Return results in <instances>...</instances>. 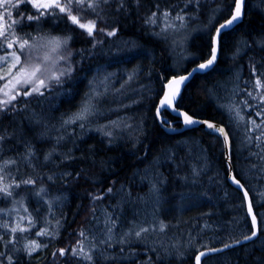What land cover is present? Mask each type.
Listing matches in <instances>:
<instances>
[{
  "label": "trees",
  "instance_id": "obj_1",
  "mask_svg": "<svg viewBox=\"0 0 264 264\" xmlns=\"http://www.w3.org/2000/svg\"><path fill=\"white\" fill-rule=\"evenodd\" d=\"M235 3L236 0H123L121 6V0H109L106 4L102 2L94 13L92 9L81 11L72 3V14L78 15L81 23L92 19L96 25L100 24L94 32L96 37L104 38L115 30L113 38L128 34L133 42H129L131 47L137 48L131 50L137 61L125 59V54L119 52L107 59L108 63L113 61L108 68L115 73L127 68L129 72L137 71L139 77L124 83L127 89L122 91L133 94L120 114H113L105 105L120 106L118 99L113 103L107 99L101 105L113 117H123L125 124L119 144L113 140L109 145L100 136L89 135L78 142L73 152L60 157L57 151L61 145H55V140H41L42 132L56 126L61 117L78 107L82 94L80 83H84L81 81L65 87L62 99L53 92L21 102V109L0 111V135L5 137L0 142V164L15 161L0 173L5 177L3 183L13 184V178L16 182L29 177L35 181L18 188L13 184L15 195L9 196V201L0 194V209L9 207L15 198L23 199L34 222V226L28 225L26 234L40 245L36 253L29 254L24 247H15L23 241L19 239L21 232H16L15 245L11 244L10 234L2 236L0 251L4 254L0 255L4 264H195L199 251L221 247L252 232L245 198L229 182L222 139L198 128L181 134L167 133L156 115L166 83L211 57L215 32L234 13ZM261 3L264 0L246 1L243 20L222 35L217 65L209 72L197 74L177 103L192 116L227 128L233 144L235 174L251 194L261 222V234L255 241L210 256L204 264H264V103H261L264 87L255 83L259 79L264 85V5ZM28 5L21 7L25 15L29 12ZM51 9L55 15L43 19L46 29L71 33L74 48L92 41L86 30L73 24L64 12ZM163 9L191 22L211 21L206 32L193 38L189 49L195 59L184 72L174 70L165 42L150 31L149 17L153 13L161 15ZM101 28L108 31L101 32ZM95 47L93 52L102 46ZM93 52L87 48L79 53L86 56ZM95 67L88 68V72ZM83 71L79 68L76 76ZM76 76L75 82L79 80ZM231 78L230 87L224 88L222 85ZM231 87L226 99L231 101L226 104L224 97ZM249 92L253 95L249 96ZM237 110L243 119L237 116ZM162 114L177 120L167 111ZM175 127L179 128V124ZM29 152L32 155L26 160ZM60 173L64 174L62 178L53 181L52 177ZM41 187L45 191L38 195ZM97 196L102 198L96 199ZM152 196L156 199H150ZM182 198L185 200L181 201ZM179 205L181 210L188 205L190 208L180 214ZM50 214L51 221L57 225H47ZM145 215L169 224L163 230L157 226L155 231L151 228L142 231L146 229L141 225ZM37 230H44V235H37ZM81 231L84 236L79 235ZM79 243L89 248L87 254L91 260L71 255L73 248L79 252ZM2 245L7 249L3 250ZM61 249L66 250L64 255L60 254ZM12 251L15 252L11 256Z\"/></svg>",
  "mask_w": 264,
  "mask_h": 264
},
{
  "label": "rangeland",
  "instance_id": "obj_2",
  "mask_svg": "<svg viewBox=\"0 0 264 264\" xmlns=\"http://www.w3.org/2000/svg\"><path fill=\"white\" fill-rule=\"evenodd\" d=\"M60 1L61 0H58V2ZM17 2L18 0H10L9 4L0 2V101L9 99V96L15 94L17 90H19L20 94L17 95L16 100L11 101L9 105L7 106L0 105V107H6V110L10 108L20 109L23 106V104H20V102L23 101L28 102L31 100H36V97H42L48 93H53V92L58 94V95L56 94L57 97H62L63 95H65L64 93H66L64 87H68L69 84L71 85L77 84L78 82L81 81L84 83L83 84L80 83L82 86L81 87L82 94L78 107H76L74 112H72L71 114L61 117V120L57 121L56 126L51 125L49 128L46 129L47 132L46 131L42 132L40 134V137L41 138L43 137V139L41 140H55V142L53 141L55 145L57 146L61 145L60 149L57 151L60 157H65L68 151H71L72 149H76V147L78 146L77 145L78 142L89 135H98L101 138L105 139L109 145L113 144L112 142L113 140L117 144H119L121 141V133L124 130L125 122L123 120V117H119V116L113 117V114H120L122 108L126 106L127 102L123 101V103L120 106H114L113 108L111 107L112 104L109 103L105 104L108 109L112 108L111 111L117 112L113 114L107 113V111L109 110L107 111L105 109L103 110L101 105L108 98L111 99V97H114L117 93L122 91V89L126 90L127 88L125 86L127 82L132 81L136 76H138L137 71L129 72L127 68L119 69L116 73L110 70V68H108L109 64L112 63L113 61L109 60V64H108L107 59H111L112 55L116 56L117 53L123 52L125 54L124 58L126 59V57L128 56H126L127 53L125 51L128 50L129 52H131L132 49H135L134 47H131L130 43L133 42H131L128 39L129 38L127 36L128 34L125 36L118 35V37L116 38H113L114 35L112 36L107 35L104 36V38H98L96 37L95 33L94 35L89 36L88 33H86V31L84 30L86 35L92 39L91 42L87 41L83 44V46L79 45L77 46V48H74L71 37V41L69 40L67 45H62L56 51H52L53 45H49L47 43L48 39H51L52 37H59L61 39H64L66 37H70L71 35L70 36L69 34L63 35L59 33H56L57 34L56 35L54 32L52 33V31H49L44 27L43 19L51 18L52 16L55 15V13L52 11L51 8L50 9L41 8L38 12L37 9L32 6V4L28 5V3H21L19 4V7L10 6L11 4H15ZM38 2L47 3L49 2V0H38ZM25 4L29 6L27 7L29 12L26 15L21 12V7ZM261 4L264 5V3ZM73 5H76L75 2H73ZM40 12H44V15H42L39 20L27 21L26 19L25 20L19 19L20 15L27 17L28 15H39ZM165 12L169 13V15L166 18L163 16V13ZM186 20L187 19L185 18L183 19V21L178 20L176 19L175 15L172 14L171 10L163 9L161 15L156 14L155 23H148L150 31L155 34L154 37L158 39L160 38L165 42L168 48L166 54L170 56L171 59H173L172 66L174 70H176L177 72H184L187 68L188 63L193 59H195L194 54H192L189 49V46L193 38H195L196 35L198 34L206 32V29L211 27L210 26L211 21L207 19H206V24L204 22H200V20L199 22H191V20L190 21L189 20L186 21ZM13 21H16V23H13ZM89 21H94V20L89 19L86 22ZM29 37H35L36 39L29 40V43L32 44L33 47L25 48L24 52L33 58L32 60L33 63L35 62L34 59L35 57L39 56L43 58L45 55H48L51 57V59L49 60L48 64L45 65V67L46 68L52 67L57 74L63 71L67 66L70 65L71 67L70 75L65 74L64 76H62L61 79H63V81L61 80V82L59 83H57L55 80L49 81L46 79L45 82L46 84H48V87L40 89V91L43 92V95H41L39 92H33L31 95L25 96L23 93L25 91H28V89L31 88L32 85H27L25 87H22L21 85L17 84L16 80L14 79L19 68L22 67L25 63V57L21 56L20 64L16 65L15 68L12 67V64L15 63L12 53L18 52V45L14 43V41H16L17 39L22 41L23 39H28ZM111 38L115 40H110ZM7 43H13V47L8 48ZM99 44H101L102 47L98 48L99 49L98 51L96 50L95 52H93L94 49H97L95 46ZM87 48L88 50H90V52L93 53L92 54L87 53L86 56L85 55L81 56L79 52ZM241 53L242 52L240 51L239 54ZM106 55L108 57H106ZM61 57H64V59H61ZM87 58L89 59V64H86V62H88ZM101 60L104 64L103 63L100 64L99 61ZM135 61L137 60H134V63ZM94 66L96 67L91 72H88V68ZM79 68H81V70H84L82 72L83 74H80V76L78 74L76 76V73L78 72ZM49 75H50L49 72L43 73L44 77H48ZM75 76L76 79L79 76V80H77V82H75ZM240 77L241 76H239L238 78ZM8 81H11V83H8ZM232 81L233 78H231L230 81H227L226 84H223L222 86L224 88H228L232 84ZM54 82L55 85L53 86ZM6 83H8L7 88H5ZM51 87L53 88L50 89ZM5 92H8L9 96H5L4 95ZM231 92H232V87L227 91L226 96L224 97V101H226L228 95ZM132 94L133 91L125 93L124 98H130ZM89 98H91V103L93 106V114L89 116L87 120L84 121L77 120L75 123H65V121H67L74 113H76L81 108L83 102H85V100ZM25 99L27 101H25ZM109 101L110 100H107V102ZM230 101L231 99L227 100L226 104H229ZM81 124H83V127L80 126ZM73 135H76L75 136L76 138ZM71 141L72 143L69 144ZM65 146L66 149H64ZM72 146L73 148H71ZM68 148L71 149L68 150ZM63 175H64L63 173L62 174L60 173V175L57 174L53 176L52 177L53 181H57L60 177L62 178ZM3 184L11 185L10 191L12 192V195H10V197L13 198V196L15 195L14 192L12 191L13 184H11L10 181L9 183H3ZM154 188L155 191L153 189V193L157 191L156 187ZM0 194L1 197L4 196L5 197L4 199L9 201V195H6L5 193H0ZM150 199L154 200L156 198L155 196H152ZM183 199L185 200V198H182L181 201ZM146 203H147L146 201L143 203L142 208L144 207V205H146ZM188 206L185 207V209H187ZM52 208H54V206H52ZM178 209L180 210L179 211L180 214H182V212L185 210V209L181 210L182 206L180 205L178 206ZM51 215L52 214H50L49 216L50 222H48L47 225L48 224L51 225L53 223L57 225L56 221H51L52 220ZM144 217L145 220L143 219L141 221V225L145 226L147 230L151 228V231H155L157 229V226L161 227V225H163L164 227H166L169 224V223H162L160 222V220H154V217L153 216L151 217L150 215H145ZM29 220H31V224L34 225V222L32 220V214H30L29 209L26 206L24 200L23 199L16 200L15 198V200L12 202V204L9 207L0 209V240L2 239L3 241L4 238H2V236L10 234L11 240H13L11 244L15 245L16 243L15 239L18 240L16 237V232H21L20 228L17 227L19 225L20 227H23L26 230L21 232V235H19V239L23 241L22 242L18 241L20 242V244H17L15 247L19 248L21 246L26 249V246L30 245L32 242L30 240L29 235L26 234L29 229L28 227ZM13 228H16L15 232L11 231ZM42 232H44V230ZM121 238L124 239V236H121ZM2 248L3 250L7 249V247L5 248L4 245H2ZM83 248H84V252L87 254L89 248L86 249L84 244H83ZM1 252L2 254H4L3 251H0V253ZM14 252L15 251H12L10 253L11 256ZM3 259L4 257L0 255V264H4ZM6 264H10V263H6Z\"/></svg>",
  "mask_w": 264,
  "mask_h": 264
},
{
  "label": "snow or ice",
  "instance_id": "obj_3",
  "mask_svg": "<svg viewBox=\"0 0 264 264\" xmlns=\"http://www.w3.org/2000/svg\"><path fill=\"white\" fill-rule=\"evenodd\" d=\"M0 2H4L5 4H9L10 0H0ZM73 2H75V4L77 5V8L81 11L86 10V9H92L93 11H95L97 8L100 7L101 2L106 4V3H108V0H66V2L64 4L59 3L58 0H49V2H47V3H40V2H38V0H18L17 3L11 4L10 6L19 7V4H21V3H29V4H32V6L35 7L38 12L41 8H43V9H50V8L59 9L60 12H64L66 14L68 19H70L73 24H76L81 29L86 30V32L88 33L89 36L94 35V32L96 30L95 22L89 21L87 23H81L80 20L78 19V15L72 14L71 5ZM190 2H191V0H190ZM121 6H123V0H121ZM242 7H243V0H236L234 13L231 15L230 19H228L226 23L221 24L219 26V28L216 30L217 36L220 34V29H226L230 25H233L234 22L239 21V19L241 18V15H242ZM42 15H44V12H40L39 15H28L27 17L20 15L19 19L20 20L26 19L27 21L39 20ZM168 15H169V13H167V12L163 13V16L165 18ZM155 16H156V14L153 13L152 16L149 17L147 22L148 23H155ZM176 19L183 21L184 17L182 15H177ZM13 23H16V21H13ZM100 31L103 32L104 29L101 28ZM107 35H109V36L115 35V31H110L107 33ZM30 39L35 40L36 38L35 37H29L28 39H23L22 41H20L19 39L14 41V43H16L18 45V52L12 53V56L15 60V63L12 64V67L15 68L16 65L20 64L21 56L25 57V63L22 67L19 68L14 79L16 80V83L21 85L22 87H25L27 85H32V87L29 88L28 91H25L23 93L25 96H29L33 92H39L41 95H43V92L40 91V89L48 87V84H46V82H45L46 79L49 81L55 80L57 83H59V82H61L62 76H64L65 74L70 75L71 67L69 65L63 71L59 72V74H57L56 71H54L52 67H47V68L45 67V65H47L49 60L51 59V57L48 55H45L43 58H41L39 56L35 57L34 58L35 62L33 63L32 62L33 58L24 52L25 48L33 47V45L29 43ZM70 39H71V37H66L64 39H61L59 37H52L51 39H48L47 43L49 45H53L52 51H56L62 45H67V43ZM7 47L8 48L13 47V43H7ZM61 59H64V57H61ZM214 60H215V55H213L206 63L199 64L198 68L192 69V72L189 73V76L192 73H195L198 71L208 70L210 68V66L213 64ZM44 72H49L50 75L48 77H44L43 76ZM9 74H11V73H9ZM38 74H40V75H38ZM187 79H188V76H181L178 80H174L172 83L179 85V84H182ZM8 83H11V81H8ZM8 83L5 84V88L8 87ZM255 83H256V86H258V87H264V85L261 84V81L259 79H257L255 81ZM169 87L171 88V84L169 85ZM19 94H20L19 90H17L15 92V94L10 95V96H9L8 92H5L4 95L9 96V99L0 101V105H3V106L9 105L11 103V101L16 100L17 95H19ZM178 94H179V90L176 89L175 92L171 93L170 95H165V97L160 102V107L161 108H171L173 105V100H174L175 96ZM248 95L252 96L253 94L251 92H249ZM257 95H259V93ZM253 98L255 99V97H253ZM261 103H264V97H261ZM5 110H6V107H0V111H5ZM157 111L159 113V109ZM92 114H93V106L91 103V98H89V99L85 100V102L82 104L81 108L76 113H74L67 121H65V123H75L77 120L84 121V120H87L88 117L91 116ZM256 114L260 115L261 113L257 112ZM182 115L184 116V123L186 125H192V124L200 123V121L193 120V118L187 114H182ZM237 116H239L238 110H237ZM239 118L243 119L242 116H239ZM252 123L255 125V121H252ZM80 126L83 127V124H81ZM207 127L209 129H213L214 132H218L221 135H224L225 141H227V133H225L224 128L217 127L216 125H214L212 123H207ZM256 127L259 128L260 125H256ZM4 139H5V137L3 135H0V142H2ZM257 139H260V137H257ZM31 155H32L31 152L27 153L25 159L26 160L30 159ZM46 159H48V157H46ZM10 163H15V161L14 160L13 161H4L3 164H0V173H3V170ZM4 178H5L4 175H0V184H3ZM49 179H51V178H49ZM231 179L233 180V182L235 184H237L239 186L240 189H243V185L240 183L239 180H236L234 176L231 177ZM12 183L15 185V187L18 188V187H20L21 184L32 185L35 183V181L29 177V178H22L20 182H16L15 179L13 178ZM10 187H11V185H9V184H3V186H0V192H3L6 195L10 196V195H12V192L10 191ZM44 191H45V189L43 187H41L38 190L37 194L39 195L40 193H43ZM108 191L110 192L111 189H109ZM247 195H248V193L245 191L244 196L247 197ZM95 198L101 199L102 197L97 196ZM247 210L249 213H252L253 209H252L251 201L248 202ZM252 223H253V225H256V216L254 214L252 215ZM29 226H34L31 224V220H29ZM17 227L20 228L21 232L26 230L25 228L20 227L19 225ZM163 227L164 226L161 225V230H163ZM11 231L15 232L16 228H13ZM142 231H147V229H142ZM37 235H44V232L37 230ZM79 235L84 236V232L81 231L79 233ZM136 235L139 236L140 232H137ZM255 235H256V233L253 232L250 236H247L246 239L250 240ZM78 246H79V252H77L76 248H73L71 250V255H73V256L80 255V256H83V258H85V259L91 260V258H92L91 255L86 254L84 252L83 244L79 243ZM225 246L229 247L230 245H225ZM39 247H40V245L36 244L35 241H33V242H31L30 245L26 246V249L29 251V254H31L32 251H35ZM65 251H66L65 249H61L60 254L64 255ZM203 255H204V253L201 252L199 254V256H197L195 258L196 264H199L200 256H203ZM8 259L11 260V257H9Z\"/></svg>",
  "mask_w": 264,
  "mask_h": 264
},
{
  "label": "water",
  "instance_id": "obj_4",
  "mask_svg": "<svg viewBox=\"0 0 264 264\" xmlns=\"http://www.w3.org/2000/svg\"><path fill=\"white\" fill-rule=\"evenodd\" d=\"M246 1L247 0H243L242 15H241V18L239 19V21L234 22L233 25H230L226 29H220V34L218 36H217V32H215V35H214V38H213V52H212V55H211V57L213 55H215V60H214L213 64L210 66V68L208 70H206V71H203L202 70V71H198V72L192 73L189 76V73L192 72V69L198 68V66H199V64H198L195 67H193L188 73L183 74V75H179V76H175L172 79H170L167 82V84H166V90H165V94H164L163 98L165 97V95H170L171 93L175 92L176 89L179 90V94L175 96V98L173 100V105H172L171 108H161L160 107V103H159V105L157 107V110L159 109V113L157 111V119H158V122L161 125V127L167 133H170V134H173V133H181V132H184V131L189 130V129L199 128V129H203V130H205V131H207V132H209L211 134H215V135L219 136L223 140L224 146H225V153H226V163H227L228 170H229V182H230V184L234 188H236L237 190H239L243 194V196H244V192L245 191L248 193L247 197L244 196V198H245V201H246V208H247V205H248V202L249 201H251V203H252V209H253L252 210V213H249L248 210H247L248 215H249V218L251 220V223H252V215L254 214L256 216V225H253V223H252L253 228H254V232L256 233V235L253 236L252 239L249 240V239H246L245 238V239H242V240L237 241L235 243L227 244V245H230L229 247H226L224 245V246H221V247H216V248H211V249L203 250L201 252H203L204 255L203 256H200L199 264H203L204 260L207 257H209V256L216 255V254H220V253L226 252L228 250H231L233 248H236V247H239L241 245H244L246 243L253 242L260 235V220H259V217H258V215L256 213V210H255V207H254V203H253L251 194L247 190L246 186L241 182V180H239L237 178V176L235 174V169H234L233 161H232L233 160V158H232V141H231L230 135H229L226 127L224 125L218 124V123H216L214 121H211V120L197 119V118L191 116L188 112L180 109L177 106V103H178L180 97L182 96L183 91L185 90V88L187 87V85L194 79V77L197 74H202V73L209 72L210 70H212L217 65V63L219 61V58H220V55H221V38H222V35L224 33L228 32V31L232 30L234 27H236L243 20L244 15H245ZM226 22H227V20L224 23H226ZM224 23H222V24H224ZM208 60H206V61H204L202 63H206ZM181 76H188V79L185 80L182 84H179V85H177L175 83H172L174 80H178ZM170 84H171V88L169 87ZM161 100H160V102H161ZM162 111H167L170 115H172V116H174L176 118H179L180 121H181V123L183 124V128L178 129V128L172 126L171 123L168 122L167 118L165 116H163ZM182 114H187V115L191 116L193 118V120L200 121V123H196V124H192V125H186L184 123V116ZM206 122L207 123H212V124L216 125L217 127L224 128L225 133H227V141H225L224 135H221L218 132H214L213 129H209L207 127V123ZM233 176L235 177L236 180H239L240 181V183L243 185V189H240L239 186L233 182V180L231 179V177H233ZM199 254L197 256H199Z\"/></svg>",
  "mask_w": 264,
  "mask_h": 264
},
{
  "label": "bare ground",
  "instance_id": "obj_5",
  "mask_svg": "<svg viewBox=\"0 0 264 264\" xmlns=\"http://www.w3.org/2000/svg\"><path fill=\"white\" fill-rule=\"evenodd\" d=\"M109 1V0H108ZM116 2V1H115ZM102 3V2H101ZM117 5V4H116ZM106 6V5H105ZM102 8V7H101ZM106 8V7H105ZM107 8L109 9V7L107 6ZM88 10V9H87ZM106 10V9H105ZM101 11V10H100ZM104 11V10H103ZM107 11V10H106ZM105 11V12H106ZM110 12V11H109ZM108 12V13H109ZM86 13H87V11H86ZM85 13V14H86ZM90 13V12H89ZM93 13H94V11H93ZM107 13V14H108ZM82 14V13H81ZM84 15V14H83ZM87 15H89V14H87ZM110 15V14H109ZM85 16V15H84ZM106 16V15H105ZM110 17V16H109ZM105 19V18H104ZM107 20H110V19H107ZM104 21H106V20H104ZM102 22V21H101ZM87 23V22H86ZM102 24H104L103 22H102ZM100 25V24H99ZM99 25H97L98 27H99ZM101 27V26H100ZM235 28V27H234ZM105 29V28H104ZM56 30V29H55ZM98 30H99V28H98ZM106 30V29H105ZM60 31V30H59ZM106 31H108V30H106ZM116 31V30H115ZM46 32H48V31H46ZM57 32V31H56ZM61 32V31H60ZM64 32H66V31H64L63 30V35L65 34ZM69 32V31H68ZM70 32H72V31H70ZM97 32V31H96ZM100 32V31H99ZM52 33H53V31H52ZM58 33V32H57ZM72 33H74V32H72ZM56 34V33H55ZM60 34V33H59ZM58 34V35H59ZM71 34V33H70ZM70 34H69V36H70ZM57 35V34H56ZM68 35V34H67ZM99 35H101V34H99ZM72 36H74V35H72ZM71 37V36H70ZM98 37V36H97ZM207 37V36H206ZM200 38V37H199ZM103 40V39H102ZM70 41H71V39H70ZM72 41H74L73 39H72ZM74 43V42H73ZM106 43V42H105ZM109 45V44H108ZM107 46V45H106ZM224 48V47H223ZM137 48H135L133 51H135ZM112 50V49H111ZM132 53V54H131ZM55 54V53H54ZM128 55V60H136V56L137 55H135V54H133V52H129V53H127ZM123 58V57H122ZM116 59V58H115ZM120 59V58H119ZM117 60V59H116ZM122 61V60H121ZM124 62V61H123ZM122 62V63H123ZM136 62V61H135ZM116 63H118V62H116ZM126 63V62H125ZM128 63V62H127ZM202 63V62H201ZM109 64V63H108ZM112 64V63H111ZM120 64V63H119ZM200 64V63H199ZM198 65V64H197ZM125 66V65H124ZM135 67V66H134ZM195 67V66H194ZM129 69V68H128ZM186 73H188V72H185V73H182V74H179V75H183V74H186ZM178 75V76H179ZM139 77V76H138ZM62 81H63V79H61ZM67 83V82H66ZM79 83V82H78ZM53 84V83H52ZM52 84H51V86H52ZM167 84V83H166ZM55 85V82H54V84H53V86ZM57 85H60V84H57ZM68 85V84H67ZM88 86V85H87ZM86 86V87H87ZM53 87H51L50 89H52ZM65 88V87H64ZM87 89V88H86ZM71 90V89H70ZM70 90H69V92H70ZM165 90H166V85H165ZM165 90H164V93H163V95H162V97H161V99L163 98V96H164V94H165ZM62 91V90H61ZM66 92V91H65ZM68 92V91H67ZM125 91H120L119 93H117L114 97H111V99L110 98H108L109 100H114V99H118L120 102H121V104L123 103V101L124 102H127L128 101V99L127 98H124L125 96ZM69 96H70V94H69ZM57 97V96H56ZM63 97V96H62ZM61 98V97H60ZM68 98V97H67ZM62 99V98H61ZM64 99V98H63ZM53 100V99H52ZM56 100V99H55ZM54 100V101H55ZM25 101H27L26 99H25ZM24 102V101H23ZM30 102V101H29ZM113 102V101H112ZM21 103V102H20ZM25 103V102H24ZM27 103V102H26ZM32 103H33V101H32ZM84 103V102H83ZM159 103H160V101H159ZM159 103H158V105H159ZM22 104V103H21ZM127 104H128V102H127ZM127 104H126V106H127ZM16 106V105H15ZM112 108L114 107L113 105L111 106ZM125 107V106H124ZM158 107V106H157ZM24 108V107H23ZM111 108V109H112ZM21 109V108H20ZM123 109V108H122ZM28 111V110H27ZM185 111V110H184ZM116 111H112V113H115ZM187 112V111H186ZM256 112V111H255ZM258 112V111H257ZM256 112V113H257ZM156 115H157V109H156ZM191 115V114H190ZM171 116V115H170ZM192 116V115H191ZM166 117V116H165ZM193 117H195V116H193ZM167 118V120H168V122H170L171 123V125L173 126L174 125V127H175V125L176 124H179V128L178 127H176V128H178V129H181V128H183V124L181 123V121H180V119L179 118H177V120H173V119H170L169 117H166ZM176 118V117H175ZM174 118V119H175ZM195 118H197V117H195ZM197 119H201V118H197ZM205 120H209V119H205ZM212 121V120H211ZM87 122V121H86ZM79 124V123H78ZM219 124V123H218ZM161 126V125H160ZM247 127V126H246ZM193 129H195V128H193ZM199 129V128H198ZM227 129V128H226ZM189 130H191V129H189ZM186 131H188V130H186ZM186 131H184V132H186ZM228 131V130H227ZM184 132H181V133H184ZM207 132V131H206ZM181 133H173V134H181ZM209 133V132H208ZM229 133V132H228ZM215 135V134H214ZM230 135V134H229ZM219 137V136H218ZM231 138V137H230ZM223 141V140H222ZM231 141H232V139H231ZM224 143V142H223ZM224 149H225V146H224ZM232 154H233V144H232ZM225 158H226V153H225ZM233 161V160H232ZM234 166V165H233ZM235 169V168H234ZM135 189H137V188H135ZM109 194V193H108ZM202 204V203H201ZM95 205V204H94ZM96 205H97V203H96ZM197 205V204H196ZM198 206V205H197ZM193 207V206H192ZM190 208V207H189ZM188 208V209H189ZM186 210V209H185ZM252 224V223H251ZM204 225V224H203ZM254 232V228H253V225H252V232L249 234V235H247V236H250L252 233ZM260 234H261V222H260ZM109 236V235H108ZM247 236H245V237H242V238H240V239H238V240H235V241H233V242H231V243H235V242H237V241H240V240H242V239H245ZM259 237H260V235H259ZM104 243H106V242H104ZM228 244H230V243H228ZM247 244V243H246ZM227 245V244H226ZM245 245V244H244ZM224 246V245H223ZM242 246V245H241ZM209 249H211V248H209ZM206 250V249H205ZM78 251V250H77ZM201 251H203V250H201ZM201 251H199L198 252V254L201 252ZM94 252V251H93ZM96 252H97V250H96ZM36 253V252H35ZM197 254V255H198ZM221 254V253H220ZM197 255H196V257H197ZM216 255H218V254H216ZM3 256V255H2ZM5 256V255H4ZM213 256V255H212ZM210 257V256H209ZM208 258V257H207ZM85 259V258H84ZM83 260V259H82ZM87 260V259H86ZM85 260V261H86ZM84 262V261H83ZM23 263V262H22ZM195 264H196V259H195ZM203 264H204V262H203Z\"/></svg>",
  "mask_w": 264,
  "mask_h": 264
}]
</instances>
